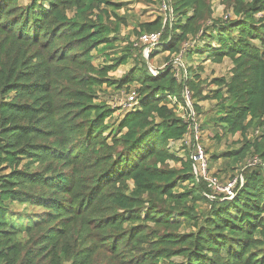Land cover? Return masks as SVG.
I'll list each match as a JSON object with an SVG mask.
<instances>
[{"label": "trees", "instance_id": "1", "mask_svg": "<svg viewBox=\"0 0 264 264\" xmlns=\"http://www.w3.org/2000/svg\"><path fill=\"white\" fill-rule=\"evenodd\" d=\"M119 1L0 0V264H264V0H220L221 17L215 0H135L166 7L132 32L159 35L157 75L120 37ZM119 91L137 105L117 118ZM184 91L201 134L239 138L207 158L230 197L193 173Z\"/></svg>", "mask_w": 264, "mask_h": 264}, {"label": "rangeland", "instance_id": "2", "mask_svg": "<svg viewBox=\"0 0 264 264\" xmlns=\"http://www.w3.org/2000/svg\"><path fill=\"white\" fill-rule=\"evenodd\" d=\"M118 3L123 5L124 7L120 10V14H126L127 17V24L126 27L121 28V33L120 37L121 38H126L129 37L128 41H137L138 37H136L134 34H132L134 27L138 23L146 22V21H152L155 19L157 16H164L163 11L160 9L158 5H152V4H143L140 2H135V0H121ZM212 8H213V16L214 17H221L225 15L223 5L220 3V0H215L212 3ZM158 47V46H157ZM156 47V48H157ZM135 48H140L141 49V55L142 57L147 61V65L149 68V71L153 74L158 73L159 70L163 68L165 65V57L167 56L166 53H161L158 52L156 55H154L153 59L149 60L150 53L156 49H147L148 53L144 54L146 52V49L144 52L142 51V46L140 43H138ZM159 51V50H157ZM161 51V49H160ZM98 64V63H97ZM131 67V63L122 66L118 71H116L113 74H110V76L114 78H119L121 77L124 73H126L129 68ZM231 68V64L228 60H224L221 64H211L209 62H205L203 65V72L201 73V78L205 79L206 81H210L212 78H220V77H227L229 74V70ZM209 90L213 88H208ZM108 95H111V91L108 89ZM108 96L104 97V99L109 102ZM215 103L212 101H206L200 103V106L202 108V114L199 117V122L200 124L205 121V117L210 116L213 112L212 107ZM175 113L177 116L181 117L184 116L185 111L184 109H181V107L177 106L174 108ZM122 111L115 112V117H119ZM202 146L206 150V155L207 158L209 159L210 155L212 152L216 153H222L226 151L227 149H237L239 146L235 145V143L238 141V136L235 137H225L222 138L219 143L216 142V140L213 138L214 137V132L210 129H204L202 130ZM215 173V169H212L210 171L209 175H213ZM219 182L223 183L220 184L222 187H224L228 182H229V177H225V179H219Z\"/></svg>", "mask_w": 264, "mask_h": 264}, {"label": "built area", "instance_id": "3", "mask_svg": "<svg viewBox=\"0 0 264 264\" xmlns=\"http://www.w3.org/2000/svg\"><path fill=\"white\" fill-rule=\"evenodd\" d=\"M160 9L163 12H165L166 11L165 5L162 4L160 6ZM132 43L134 44V47L137 46L138 43H140L143 48L142 51L144 52V50L146 49V52H144V54H147L148 53L147 49L149 50L150 47L151 49H154L159 45V35L158 34L142 35L138 38L137 41H132ZM180 60H181V55L176 57L173 61V65L176 71L175 72L176 79H179V71H178L179 68L183 67ZM153 75H157V73ZM183 95H184L183 98L185 99L186 108L184 109L185 111L184 116H181L180 118L184 119V121L189 122L190 124L188 128L189 133H187L184 136L182 143L186 147H191L190 159L193 164V173L195 176L203 178L209 184L211 189L216 193H222V194L224 193L228 197H230L232 196V189L235 185V182L232 181L227 185H225L224 187H222L214 179L210 178L207 173V166H208L207 157L204 152V148L202 146V137L199 130V126L196 122V116L192 109L187 91H184ZM171 103H172L171 106L175 104V102H171ZM136 105H137V100L135 99L133 93H126L124 91H119L115 93L110 101V106L112 108H116L118 111L120 110L122 111L119 114L134 110ZM181 109L183 108L181 107Z\"/></svg>", "mask_w": 264, "mask_h": 264}]
</instances>
